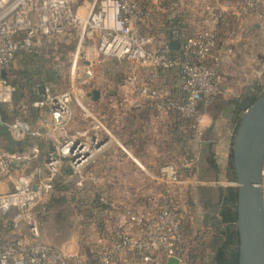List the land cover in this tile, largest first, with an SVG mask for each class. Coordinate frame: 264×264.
Listing matches in <instances>:
<instances>
[{"label": "built area", "instance_id": "obj_1", "mask_svg": "<svg viewBox=\"0 0 264 264\" xmlns=\"http://www.w3.org/2000/svg\"><path fill=\"white\" fill-rule=\"evenodd\" d=\"M239 12L243 16L264 19V0H240ZM152 14V9L141 0H94L86 15H80L75 0H0V126L6 125L16 143L40 135L41 130L23 117L11 121L3 117V107L12 105L19 91L18 85L9 79L12 64L23 52H32L42 39L73 31L79 34L69 90L53 93L45 86L43 97L34 102L36 108L50 107L54 126L45 135H57L54 150L47 154L39 169L28 173L21 169L40 155L42 149L31 145L24 150L11 151L0 143V182L8 181L12 186L8 191L0 190V264L69 262L66 253L39 242V222L34 208L40 203L42 209H46L64 161L79 172L94 149L101 147H97L100 141L92 144L86 132L77 131L72 135L67 132L72 102H79V82L85 76L94 77L96 61L128 59L133 68L140 65L155 71L177 69L182 79L177 94L152 85L133 70L126 82L143 97L156 101L161 110L176 114L184 131L192 130L196 137L204 135L205 114L201 105L211 104L221 93L220 16L208 7L203 25L180 41V48L175 52L169 43L152 47V39L143 31V23ZM95 33L99 34V41L92 44L89 38ZM96 128L106 129L101 122ZM149 174L158 190L153 191L144 209H125V227L115 229L109 244L92 256L96 264H115L119 256L129 252L142 264H168L171 257L178 258L179 264H188L179 253L185 238L180 214L182 205L176 197L177 187L182 184V169L170 162ZM63 176H60L61 181H64ZM261 187L264 190V164ZM101 203L107 204L108 200L102 197ZM4 218L10 220L15 232L26 224L33 242L20 235L3 241L1 221ZM86 256L80 255L79 259L83 258L80 264H93Z\"/></svg>", "mask_w": 264, "mask_h": 264}, {"label": "crops", "instance_id": "obj_2", "mask_svg": "<svg viewBox=\"0 0 264 264\" xmlns=\"http://www.w3.org/2000/svg\"><path fill=\"white\" fill-rule=\"evenodd\" d=\"M152 4L166 13H168L167 7L175 6L178 14L181 12L180 14L184 15L185 20H189L192 15L197 14L199 7L200 11L204 12L203 19L207 15L208 7L220 16V20L224 19L223 21L233 11L238 29H235L233 34H227L225 39H220L218 46L223 53V64L219 75L221 85L219 95L222 93L230 95L236 90V87L259 85L260 82H263L264 19H259L254 15H240V0H152ZM152 11V17L143 23V31L145 28L151 27L157 32L158 44L152 42V47L170 43L172 39L177 40L176 32H171L166 23L167 19L172 18V15L165 14L166 18L163 17L151 23L154 9ZM89 41L92 44L98 43L99 34L91 35ZM130 66L128 74L133 70L138 73L141 79L163 88L170 94L179 92L182 79L177 69L155 71L140 65H136L134 68L133 65ZM93 67L94 77L85 76L79 82V102L76 100L72 102V118L68 124L67 132L71 135L77 131L86 132L90 142L94 144L95 141H100L97 147H101L94 149L92 156L79 169V172H76L77 170L72 166L68 168L63 176L65 190L57 192L54 189L47 199L46 209L43 210L42 206L39 207L41 204L38 203L34 208V215L37 216L38 213L46 211L51 214L52 208L59 203L62 204L63 213L71 209L70 212L80 215L78 223L81 224V228L98 230L99 222L96 218H92L102 214L103 217L110 218L108 222L105 219L104 225H110L115 230L124 228L126 225L125 209L131 207L144 209L147 206L156 189L149 173L158 171L162 165L159 161H166L169 144L174 141L171 131L178 130L179 132H177L182 135L184 130L179 124L176 114L161 110L156 101L137 93L132 85L126 82V79L116 78V64L113 60L100 59L94 63ZM93 91L100 92L97 99H94ZM17 95L19 96L17 97ZM32 95L30 97L25 92L20 94L17 92L13 104L5 105L2 113L5 121H10L8 113L15 110L20 111L22 114L17 117H23L30 121L35 128H39L40 135L16 143L9 135L6 125L0 126V143L9 150H24L31 145H37L42 149L40 155L32 158L21 169L28 173L31 172L28 168L33 161L41 159L44 161L47 154L54 150L56 145L54 141L57 137L55 134L52 137L45 135L54 126L50 107L36 108L34 106V102L43 97V92L37 99H33ZM100 122L105 125L106 129L96 128ZM123 161H131L129 163L131 167L129 165L125 167ZM88 183H92L93 190L87 188ZM11 188L8 181L0 182L1 191H8ZM99 196L108 200V203L105 204L106 207L102 205L103 203H98L95 200ZM1 222V239L3 241L20 235L27 241L33 242L29 233H24L26 224L22 225L20 231L15 232L12 230L8 218L2 219ZM39 242L50 244L66 253L69 257L68 264H80V260L83 259H79L81 255L79 253L84 249H81L78 238L71 237L65 241H42L39 239ZM86 259L89 263L96 264L92 261V257L86 256ZM115 264L142 263L133 253L129 252L119 256Z\"/></svg>", "mask_w": 264, "mask_h": 264}, {"label": "rangeland", "instance_id": "obj_3", "mask_svg": "<svg viewBox=\"0 0 264 264\" xmlns=\"http://www.w3.org/2000/svg\"><path fill=\"white\" fill-rule=\"evenodd\" d=\"M93 2L94 0H75V8L80 15H86L89 13ZM141 2L144 6L154 9V17L150 21L151 23L156 22L157 19L166 18L168 14L172 15L169 20L178 15L175 6L167 7L168 13H166L154 6L152 0H141ZM197 12V14L192 15L191 19L182 23L181 31L184 35L192 34L198 26L203 25L204 12L200 11V7L197 8ZM232 12L227 15L225 21H223L224 19L220 21L219 39H225L227 34H233L232 32L238 29L237 19L233 17ZM144 31L149 33L146 34L152 38V42L158 44L157 32L154 28L148 27ZM78 37V31H73L71 34L54 35L51 38L42 39L35 45L32 52H23L14 61L9 73V79L19 87L18 93L25 92L30 97L32 94L34 96V93L41 95L45 86L50 87L53 93H62L69 90L72 58L78 45ZM105 60H113L116 64V78L126 79L131 68L128 59L105 58ZM25 69L31 71V84H33L31 88H28L29 82L28 84L25 82L26 89L22 87V83L25 81L24 77H26L23 73ZM251 86L236 87V90L230 95L222 93L211 104L203 106L206 126L204 135L196 137L194 132L188 129L182 132L184 133L182 135L178 133V130L175 131H178L176 135L175 132L171 131L174 141L169 144L166 161H159L162 165L175 162L183 172L182 184L177 187L176 195L182 205L180 214L185 235L179 253L188 264H215L213 260L215 252L213 251V242L216 236V225L214 224L221 210L220 189L236 186L237 184L236 180L233 179L235 176L229 168L236 135V121L239 116L235 115V106L230 102L235 97L242 96ZM257 86L259 87L258 92L262 94L264 92V80ZM245 112L246 110L242 115ZM19 114L22 113L18 110L8 113V120L11 121ZM64 162L61 170L56 175L57 181L53 189L57 192L65 190L60 176L64 175L70 166L68 161ZM123 162L125 167H128L131 163V161ZM43 163L42 159L33 161L28 170L34 172ZM153 181L158 190L159 187L156 185V181L154 179ZM86 186L89 190H93L92 183H88ZM61 207L62 204L57 203L52 208L51 214L47 211L37 214L40 240L65 241L71 237L78 238L81 249H84L79 254H85L89 257L94 256L98 250L109 244L110 237L115 230L110 225H104V222L106 220L108 222L110 218L103 217L102 214L95 215L92 219L96 218L99 222V225L97 224L99 229H85L81 228V224L78 223L80 215L70 212L71 209L63 213ZM220 228L221 230L224 229L222 226ZM28 231L26 226L24 233H29Z\"/></svg>", "mask_w": 264, "mask_h": 264}, {"label": "water", "instance_id": "obj_4", "mask_svg": "<svg viewBox=\"0 0 264 264\" xmlns=\"http://www.w3.org/2000/svg\"><path fill=\"white\" fill-rule=\"evenodd\" d=\"M169 47L178 50L180 42L172 39ZM92 94L94 99L100 96L99 91ZM233 159L238 189L239 264H264V93L242 116L234 138ZM179 263L176 257L168 260V264Z\"/></svg>", "mask_w": 264, "mask_h": 264}, {"label": "trees", "instance_id": "obj_5", "mask_svg": "<svg viewBox=\"0 0 264 264\" xmlns=\"http://www.w3.org/2000/svg\"><path fill=\"white\" fill-rule=\"evenodd\" d=\"M180 13L181 12H179V14L174 17V19L167 20L166 23L171 32H176L178 36L177 40L182 41L186 36L192 34L184 35V33L181 31V25L182 23L186 22V20L184 18V15H181ZM23 73L26 75V77H24L25 81L24 83H22V87H27L25 86V82H27V84L29 82L28 88H31L33 86V84H31V71L25 69ZM258 91L259 87L257 85H253L249 87L248 91L245 92L242 96L235 97L231 100L230 103L235 106V115L239 116V119L236 121V132L242 119L241 116H243L242 113H244L246 109H249L264 93L263 92L261 94V92ZM39 96L40 94L34 93V96L32 98L37 99L39 98ZM203 106L208 105H201V109H203ZM230 161L231 162L229 169L232 170V173L235 176L233 154L231 155ZM233 179L236 180L235 177ZM101 198L102 197L99 196L98 198H95V200L98 203H101ZM220 199L221 210L219 211L218 217L216 218L214 224L216 225V236L213 242V251H215L213 260L215 264H239V231L237 228L238 213L236 210V205L238 202L237 186L220 189ZM102 205L106 207L105 204ZM220 226L224 227V229L221 230Z\"/></svg>", "mask_w": 264, "mask_h": 264}]
</instances>
